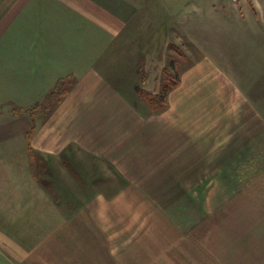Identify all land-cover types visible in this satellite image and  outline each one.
<instances>
[{
    "label": "crops",
    "instance_id": "crops-1",
    "mask_svg": "<svg viewBox=\"0 0 264 264\" xmlns=\"http://www.w3.org/2000/svg\"><path fill=\"white\" fill-rule=\"evenodd\" d=\"M82 4L0 0V264H264V124L241 83L256 79L247 59L195 60L167 109L144 115L101 78V61L117 72L105 51L118 28L86 54L101 23Z\"/></svg>",
    "mask_w": 264,
    "mask_h": 264
},
{
    "label": "rangeland",
    "instance_id": "rangeland-1",
    "mask_svg": "<svg viewBox=\"0 0 264 264\" xmlns=\"http://www.w3.org/2000/svg\"><path fill=\"white\" fill-rule=\"evenodd\" d=\"M80 2L85 3L82 5L88 9L92 8L95 21L101 23L95 27V32L87 30L90 39L85 46L86 54L104 52L110 32L118 28L119 45L105 51L107 55H118L119 61L112 63H115L117 72H112L113 67L109 69L108 61H101L98 64L101 78L107 76L105 80L117 86L118 91L144 115L158 114L167 109L170 91L179 85L183 69L195 60L207 54L223 56L230 53V56L247 59L245 67L256 79L242 76L241 83L248 91L255 86L264 124V0ZM89 64L86 63L87 66ZM113 73L118 77L115 78ZM60 80L49 97L53 105H57L77 83L76 76ZM254 81L256 85H253ZM41 106L25 112L14 107L8 112L14 116L45 112V105ZM0 113L3 115L2 110Z\"/></svg>",
    "mask_w": 264,
    "mask_h": 264
},
{
    "label": "trees",
    "instance_id": "trees-1",
    "mask_svg": "<svg viewBox=\"0 0 264 264\" xmlns=\"http://www.w3.org/2000/svg\"><path fill=\"white\" fill-rule=\"evenodd\" d=\"M157 100V99H156Z\"/></svg>",
    "mask_w": 264,
    "mask_h": 264
}]
</instances>
